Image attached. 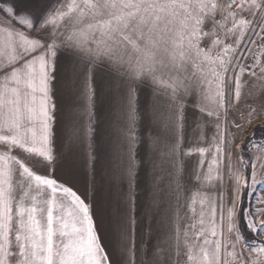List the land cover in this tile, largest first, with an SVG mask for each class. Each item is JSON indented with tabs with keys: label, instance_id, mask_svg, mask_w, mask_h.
Instances as JSON below:
<instances>
[{
	"label": "snow or ice",
	"instance_id": "6c2138e0",
	"mask_svg": "<svg viewBox=\"0 0 264 264\" xmlns=\"http://www.w3.org/2000/svg\"><path fill=\"white\" fill-rule=\"evenodd\" d=\"M255 81L264 0H0V264H264Z\"/></svg>",
	"mask_w": 264,
	"mask_h": 264
},
{
	"label": "crops",
	"instance_id": "0c3cea01",
	"mask_svg": "<svg viewBox=\"0 0 264 264\" xmlns=\"http://www.w3.org/2000/svg\"><path fill=\"white\" fill-rule=\"evenodd\" d=\"M264 89V82L261 81H255L254 85L251 87V97L255 103V106L257 107V116L253 117V122L251 125L247 123L245 119L242 117L247 116L248 112L250 111L249 106L247 103H245L243 100L239 104L237 108H233L230 111L229 118L236 120L237 122L241 123L244 125L242 129H236L235 127H231V131L236 135L237 143H240L241 140H245L248 136L252 135L254 130L256 128L264 127V108L260 107L261 101L259 99H255L261 92V90ZM249 92V89H245V95L247 96ZM58 96L60 97V103H66L67 102V96L64 95L62 91L58 92ZM188 142L190 143H195L196 139L194 135L189 132L188 133ZM250 156L253 157V159L256 161V167H257V172H258V178L261 175H264V169L261 168V164H264V150L261 151H251ZM236 157L233 158V164L235 165L236 163ZM195 158H192L191 160L188 161V168L185 172V188L189 189L191 191H195L197 188L196 181L194 177H192V165L194 163ZM72 160L69 159L65 162V167L68 168L72 165ZM102 176H103V154H101V160L97 165V186L98 188H101L102 191L100 193V199L101 202L105 205V208L107 206V201L109 199V194L108 190L105 185H102ZM80 188L81 191H83L84 188V183L83 180H81L80 183ZM202 191H208L211 192L213 191L212 189H201ZM257 195L258 196H264V192H261L259 189H257ZM255 203V202H254ZM259 219V218H257ZM102 237L104 238L105 242H109L111 240V234L109 231V225H108V216L107 213L105 212L103 221H102V232H101ZM264 237H257V239H261Z\"/></svg>",
	"mask_w": 264,
	"mask_h": 264
},
{
	"label": "trees",
	"instance_id": "16d2710c",
	"mask_svg": "<svg viewBox=\"0 0 264 264\" xmlns=\"http://www.w3.org/2000/svg\"><path fill=\"white\" fill-rule=\"evenodd\" d=\"M259 133H261V135L264 137V128H256L254 130V132H253L254 138H257ZM247 139H249V138H247ZM245 153H246L247 156H250L249 153H248L247 148H245Z\"/></svg>",
	"mask_w": 264,
	"mask_h": 264
},
{
	"label": "rangeland",
	"instance_id": "374dc122",
	"mask_svg": "<svg viewBox=\"0 0 264 264\" xmlns=\"http://www.w3.org/2000/svg\"><path fill=\"white\" fill-rule=\"evenodd\" d=\"M260 128H264V127H260ZM247 138H251L252 140H254V141H256V142H259V141H261V140H264V137L261 135V133H259V135H258V137L257 138H254V135L252 134V135H250V136H248ZM246 138V139H247ZM245 139V140H246ZM247 148V147H246ZM247 150H248V153H249V155H250V152L251 151H249V149L247 148Z\"/></svg>",
	"mask_w": 264,
	"mask_h": 264
}]
</instances>
